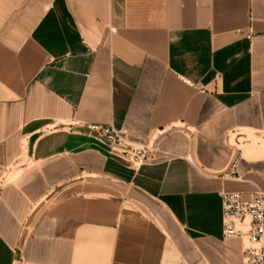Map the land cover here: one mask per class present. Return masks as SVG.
I'll list each match as a JSON object with an SVG mask.
<instances>
[{"label": "crops", "instance_id": "crops-1", "mask_svg": "<svg viewBox=\"0 0 264 264\" xmlns=\"http://www.w3.org/2000/svg\"><path fill=\"white\" fill-rule=\"evenodd\" d=\"M254 190L264 0H0V264H241L219 192Z\"/></svg>", "mask_w": 264, "mask_h": 264}, {"label": "built area", "instance_id": "built-area-1", "mask_svg": "<svg viewBox=\"0 0 264 264\" xmlns=\"http://www.w3.org/2000/svg\"><path fill=\"white\" fill-rule=\"evenodd\" d=\"M80 128L85 136L131 168L154 159V146L131 141L111 123H82ZM235 166L236 160L231 167ZM219 197L223 238H237L243 243L241 264H264V190L221 191Z\"/></svg>", "mask_w": 264, "mask_h": 264}, {"label": "rangeland", "instance_id": "rangeland-1", "mask_svg": "<svg viewBox=\"0 0 264 264\" xmlns=\"http://www.w3.org/2000/svg\"><path fill=\"white\" fill-rule=\"evenodd\" d=\"M244 244H246V242L244 241Z\"/></svg>", "mask_w": 264, "mask_h": 264}]
</instances>
